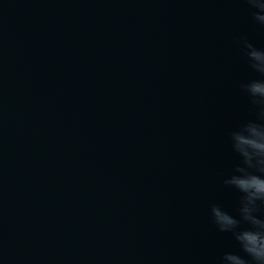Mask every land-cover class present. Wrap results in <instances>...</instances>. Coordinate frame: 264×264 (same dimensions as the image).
Returning a JSON list of instances; mask_svg holds the SVG:
<instances>
[{
  "label": "water",
  "instance_id": "95a60500",
  "mask_svg": "<svg viewBox=\"0 0 264 264\" xmlns=\"http://www.w3.org/2000/svg\"><path fill=\"white\" fill-rule=\"evenodd\" d=\"M264 47L243 0H0V264H218L208 215Z\"/></svg>",
  "mask_w": 264,
  "mask_h": 264
},
{
  "label": "clouds",
  "instance_id": "9594fccd",
  "mask_svg": "<svg viewBox=\"0 0 264 264\" xmlns=\"http://www.w3.org/2000/svg\"><path fill=\"white\" fill-rule=\"evenodd\" d=\"M249 18L264 31V0H243ZM242 58L254 73L239 84L248 98L250 118L237 123L227 132L234 163L222 172L224 187L239 194L235 210L210 202L208 215L219 233L229 234L234 250L223 251L218 264H264V47L246 36H236Z\"/></svg>",
  "mask_w": 264,
  "mask_h": 264
}]
</instances>
